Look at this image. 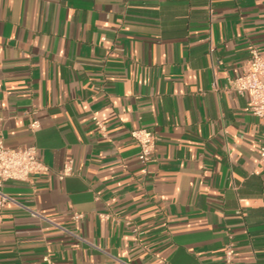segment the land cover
Listing matches in <instances>:
<instances>
[{
	"label": "crops",
	"instance_id": "crops-1",
	"mask_svg": "<svg viewBox=\"0 0 264 264\" xmlns=\"http://www.w3.org/2000/svg\"><path fill=\"white\" fill-rule=\"evenodd\" d=\"M252 49L264 0H0L3 145L48 167L0 191L50 221L6 204L0 264H264L263 125L229 83Z\"/></svg>",
	"mask_w": 264,
	"mask_h": 264
},
{
	"label": "built area",
	"instance_id": "built-area-1",
	"mask_svg": "<svg viewBox=\"0 0 264 264\" xmlns=\"http://www.w3.org/2000/svg\"><path fill=\"white\" fill-rule=\"evenodd\" d=\"M213 51V48H211L210 52ZM229 83L231 91L239 95L248 96L250 103L249 111L262 122L263 133L259 148V159L260 162L264 164V55L260 54L256 49H252L247 61L242 67L241 73L235 79L230 80ZM92 122L96 131L103 138H106L105 123L97 117H93ZM29 126L32 131L39 128L38 123L35 121H32ZM129 137L138 148V162L141 166V170L142 172H146L148 164L153 161V154L156 149L158 138L154 132L145 128L131 130L129 132ZM46 171H48V167L39 157L38 151L35 147L17 149L6 148L3 145V138L0 133V187L5 182H26L32 174ZM72 172L73 161L68 160L57 173V178L62 181L69 177ZM8 203L24 210L36 220L50 222L47 217L0 191V211ZM81 217V214H74L72 219L78 221ZM67 233L73 235L70 232ZM77 239L82 243L88 244L82 238L77 237ZM234 255V245L232 242H228L223 250L224 263L232 264Z\"/></svg>",
	"mask_w": 264,
	"mask_h": 264
}]
</instances>
